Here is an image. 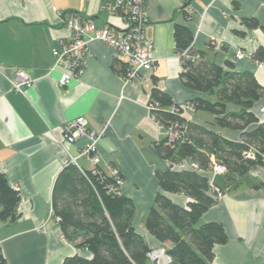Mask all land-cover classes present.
I'll return each mask as SVG.
<instances>
[{"label": "crops", "instance_id": "crops-1", "mask_svg": "<svg viewBox=\"0 0 264 264\" xmlns=\"http://www.w3.org/2000/svg\"><path fill=\"white\" fill-rule=\"evenodd\" d=\"M105 2L0 0V172L21 195L18 218L0 220L4 264H63L77 255L92 258L88 250L77 246L80 239L69 241L64 236L52 207L56 178L69 159L59 140L65 125L80 117L87 119L90 130L103 134L97 144L99 167L109 175L116 170L123 176L122 192L136 206L132 222L136 232L150 248L164 246L145 226L156 194L184 208L192 199L162 191L156 174L171 167L190 170L192 162L172 164L157 152L156 144L163 137L149 111L151 91L157 79L159 89L180 106L207 97L185 87L180 79L176 25L189 27L193 48L206 51L209 60L221 66L230 61L237 72L252 73L264 86V67L260 66L264 56L261 60L235 56L238 50L254 55L259 49L264 51V0H146L145 35L153 44L155 69L141 71L138 78L126 82L125 62L114 56L111 47L94 41L85 73L61 86L62 70L55 68L53 50L70 36L65 20L76 15L100 27L110 22L120 25L118 17L104 8ZM244 19H254L258 25L248 27ZM216 42L223 46H213ZM19 70L36 80L24 93L12 88ZM251 112L258 123L247 131L264 124V100L256 102ZM184 116L227 140H241V131L216 125L211 113L194 111ZM87 142L83 137L67 149L77 156ZM79 167L94 169L88 157L79 160ZM199 173L224 190L201 219L221 224L228 236L226 244L215 246L211 264H264V165L253 167L239 180L238 188L228 186L225 174Z\"/></svg>", "mask_w": 264, "mask_h": 264}, {"label": "trees", "instance_id": "trees-1", "mask_svg": "<svg viewBox=\"0 0 264 264\" xmlns=\"http://www.w3.org/2000/svg\"><path fill=\"white\" fill-rule=\"evenodd\" d=\"M185 8L183 15L188 18ZM243 22L248 27L258 25L254 19ZM174 38L176 52L182 61L180 79L183 85L207 95L188 103L196 112L213 114L216 125L241 131V140L230 141L205 127L187 122L183 108L159 89L155 79L150 97L155 106L151 112L155 120L164 128L174 123L188 127L178 141L169 143L163 138L156 144L157 152L172 164L189 159L200 170H209L213 163L220 162L227 169L228 186L238 188L239 180L253 167L264 165V124L247 131L258 123L251 109L256 102L264 100V86L252 73L237 72L234 63L227 61L221 66L209 60L206 51L195 50L192 46L194 35L189 27L176 25ZM262 56L264 51L259 49L254 58L261 60ZM122 75H127V68ZM230 106L236 110H229ZM250 147L257 150L256 160L244 157ZM156 176L162 191L184 194L192 201L184 208L157 193L145 218L147 230L164 245L173 264H211L215 246L226 244L228 236L221 224L201 222L203 215L218 202L209 179L195 170L175 171L172 167L157 172ZM119 178L123 182L120 173ZM122 184L118 185L116 177L99 166L87 170L70 163L59 173L52 193L54 217L69 241L80 239L77 246L92 254L91 259L77 255L63 264L152 262L147 257L151 248L133 227L136 206L123 194ZM20 202V192L0 172V220L15 221ZM0 264H4L3 259Z\"/></svg>", "mask_w": 264, "mask_h": 264}, {"label": "built area", "instance_id": "built-area-1", "mask_svg": "<svg viewBox=\"0 0 264 264\" xmlns=\"http://www.w3.org/2000/svg\"><path fill=\"white\" fill-rule=\"evenodd\" d=\"M146 0H106L104 8L111 16H117L121 24L109 23L105 26H98L93 20H86L76 15H71L65 20V25L70 31L69 38L63 39L60 45L53 50V56L56 59L55 68L62 70V76L59 81L61 86H67L73 78H80L86 71L87 59L90 56V44L94 41H102L112 48L114 56L122 59L127 65L126 82L138 78L141 71H152L155 69L157 59L154 57L153 44L145 35V27L148 18L145 13ZM213 46H223L221 42L213 43ZM238 60L254 58L252 52L238 50L235 54ZM264 67V63H260ZM36 80L26 71L19 70L12 81L13 90L24 93L26 89L32 87ZM180 107L186 112H194V108L188 102ZM155 109L150 104L149 111ZM174 111V109H172ZM154 118V116L151 114ZM187 120V119H186ZM189 120H187L188 122ZM160 125V124H159ZM161 126V125H160ZM162 137L169 143L178 141L187 131V125L174 123L169 128L160 127ZM63 137L59 140L66 152L69 153L67 164L73 163L79 166V160L86 155L92 161L94 168L99 166L100 157L97 154V144L103 134L96 133L89 129L88 121L80 117L69 122L64 127ZM87 138L88 142L82 149L80 155L73 156L67 149V146L74 144L81 138ZM245 159L256 160L257 150L250 147L244 152ZM264 157V156H263ZM190 170L200 171L197 164H190ZM210 171L215 175H223L227 172L222 163H213ZM117 184H122L119 178V171H114ZM211 190L219 198L223 195L222 190L214 183H210ZM147 257L154 264H173L172 257L168 254L164 246L151 248ZM3 254L0 246V261Z\"/></svg>", "mask_w": 264, "mask_h": 264}, {"label": "rangeland", "instance_id": "rangeland-1", "mask_svg": "<svg viewBox=\"0 0 264 264\" xmlns=\"http://www.w3.org/2000/svg\"><path fill=\"white\" fill-rule=\"evenodd\" d=\"M162 129H163V128H162ZM162 129H161V131H163V130H164V129H163V130H162ZM80 154H82V153H81V151H80V153H79L78 155H80ZM83 157H88V156H86V155H83V156H82V158H83ZM88 158H89V157H88Z\"/></svg>", "mask_w": 264, "mask_h": 264}]
</instances>
